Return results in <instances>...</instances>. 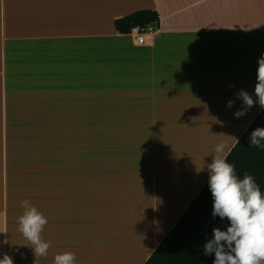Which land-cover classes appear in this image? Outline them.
I'll list each match as a JSON object with an SVG mask.
<instances>
[{"label": "crops", "instance_id": "crops-1", "mask_svg": "<svg viewBox=\"0 0 264 264\" xmlns=\"http://www.w3.org/2000/svg\"><path fill=\"white\" fill-rule=\"evenodd\" d=\"M140 9L159 20L136 44L114 20ZM262 56L264 0H0V259L143 264L260 111L233 115Z\"/></svg>", "mask_w": 264, "mask_h": 264}, {"label": "clouds", "instance_id": "clouds-1", "mask_svg": "<svg viewBox=\"0 0 264 264\" xmlns=\"http://www.w3.org/2000/svg\"><path fill=\"white\" fill-rule=\"evenodd\" d=\"M254 94L256 100L244 89L235 93L243 103V107L233 113L236 118L256 104L264 108V56L258 59ZM233 104V100H228L226 107L231 108ZM262 141L264 127H256L249 135V147L262 148ZM236 144H239L237 138L230 147L224 141L218 142L212 150L211 163L206 166L213 200L212 215L222 220L226 218L229 223L226 230L212 229L213 236L205 243L204 254L214 253L213 264H264V193L251 175L245 173L241 179L235 165L227 161ZM21 204L24 211L17 219L18 231L30 242L35 256H47L51 242L45 241L41 233L48 220L28 200ZM0 233H7L6 225ZM75 260L72 252L58 253L53 264H75ZM0 264H13L12 258L5 254Z\"/></svg>", "mask_w": 264, "mask_h": 264}, {"label": "trees", "instance_id": "trees-1", "mask_svg": "<svg viewBox=\"0 0 264 264\" xmlns=\"http://www.w3.org/2000/svg\"><path fill=\"white\" fill-rule=\"evenodd\" d=\"M155 10L140 9L114 20L115 29L126 34L132 25L158 24ZM256 127H264V108L255 115L238 138L227 161L234 164L237 175H251L264 193V147H249V135ZM264 144V141H262ZM212 195L208 178L187 207L179 215L170 230L143 264H213L214 253L204 254V245L213 236L212 229L226 230L227 219L212 215Z\"/></svg>", "mask_w": 264, "mask_h": 264}, {"label": "built area", "instance_id": "built-area-1", "mask_svg": "<svg viewBox=\"0 0 264 264\" xmlns=\"http://www.w3.org/2000/svg\"><path fill=\"white\" fill-rule=\"evenodd\" d=\"M157 30V24L151 23L145 26L132 25L128 34L136 44H143L148 40V36L154 34Z\"/></svg>", "mask_w": 264, "mask_h": 264}]
</instances>
